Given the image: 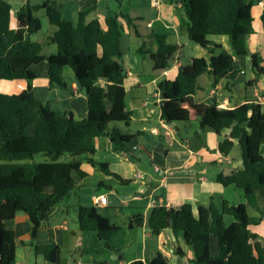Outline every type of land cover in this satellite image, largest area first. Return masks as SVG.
<instances>
[{
    "label": "trees",
    "instance_id": "trees-1",
    "mask_svg": "<svg viewBox=\"0 0 264 264\" xmlns=\"http://www.w3.org/2000/svg\"><path fill=\"white\" fill-rule=\"evenodd\" d=\"M264 0H173L184 8L190 41L204 50L222 49L211 37H227L237 57H249L257 77H264L262 58L251 53L247 40L255 33L253 8ZM95 5L79 13L77 22L64 19L59 8L49 1L33 5L30 0L17 12V29L10 28L11 5L0 0V81H25L27 88L17 95L0 93V264H17V244L14 231L7 223L24 213L32 225V239L37 230L48 223L56 207L78 189L87 174L76 170L81 162L120 181L131 183L110 171L108 164L95 159L96 138L108 139L114 152L130 155L133 136L124 135L112 127L122 123L129 127L131 115L126 110L123 67V25L116 15L109 14L103 21L87 22L95 11ZM45 11L49 23L56 28L50 42L58 52L48 58V80L51 86L66 88L64 68H70L78 88L85 93L88 103L87 117L76 120L72 112L56 113L50 104L35 98L33 83L37 79L34 66L46 61L43 45L32 41L42 30V22L36 16ZM120 18L126 26L135 28L134 20L126 14ZM264 33V11L261 16ZM136 29V28H135ZM139 36V33L136 31ZM156 51L151 55L155 72H164L178 47L168 43V35H154ZM146 47L144 42L139 53ZM242 70L235 58L221 53L209 60L194 58L188 66L180 67L174 80H162L157 90L164 93L161 102L162 120L171 125L188 123L181 116L186 99L201 90L199 80L208 76L212 86L225 81L226 89L234 83ZM258 78L248 82L257 83ZM104 83V86L100 85ZM80 93V92H79ZM200 128L221 133L230 129V139L219 144L218 151L229 155L238 141L243 168L225 177L218 173L217 182L225 187L234 186L244 193L246 203L234 206L223 201L218 207L213 201L201 206L197 216L190 204L179 210L164 205L155 206L147 224L151 235L158 237L171 230L181 236L194 254V264H264V238L251 230L264 221V107L259 103H245L234 109H218L214 106L204 112H196ZM202 145L205 140L196 134ZM43 155L45 161L37 162ZM252 209L257 216H250ZM232 216L234 222L226 227L224 217ZM77 223L82 233H96L104 243L122 231L100 215L94 207L80 206ZM142 217L132 221L128 229L141 227ZM218 240L220 252L212 256L210 240ZM36 256L49 264H60L62 249L56 244L34 246ZM180 251V250H179ZM180 255L183 253L180 251ZM130 264H169L159 253L150 262L135 261Z\"/></svg>",
    "mask_w": 264,
    "mask_h": 264
},
{
    "label": "crops",
    "instance_id": "crops-1",
    "mask_svg": "<svg viewBox=\"0 0 264 264\" xmlns=\"http://www.w3.org/2000/svg\"><path fill=\"white\" fill-rule=\"evenodd\" d=\"M3 1L12 7L10 28L15 30L17 29V12L27 0ZM30 1L33 5H41L46 1L54 3L64 19L71 22H77L80 12L96 4L95 11L87 17V22L96 19L103 21L109 14L116 15L124 28L122 44L126 46L128 52L129 43L134 37L140 39L142 43L136 46L134 53L123 54L122 58L123 67L127 71L126 110L131 115V124L127 127L118 123L112 127L124 135L134 137L129 148L135 160L132 161L126 152H114L111 142L106 138L94 140L95 159L108 164L112 173L131 183L123 185L114 177L92 168L88 163H79L76 170L86 173L87 176L80 181L78 189L56 207L48 223L40 226L35 240L32 239V225L26 214L20 213L14 220L7 223V227L14 231L16 236L17 264H49L41 256H36L34 246H45L52 243L62 249L60 264L150 262L159 253L168 260L169 264H194V254L181 236L176 237L171 230L161 233L158 237L151 235L147 218L154 208L153 203L159 202L175 210L190 204L196 216L199 207H207L212 201L218 207H221L223 201L234 206L246 203L241 190L234 186L225 187L216 179L220 172L228 177L243 168L242 157L233 153L239 145L238 141H234L235 146L229 155L221 154L218 151L219 144L225 139H230L231 130L226 129L218 134L213 130L202 129L195 114L212 109L214 106L218 109H234L245 103H258V100L264 97V90H251L252 94H248L242 90H236L237 87L226 89L225 81L213 87L211 78L203 76L200 78V81L202 79L201 90L186 99L181 110V116L190 121L171 125L162 120V100L157 85L162 80H174L179 68L188 66L192 59L209 60L212 55L218 56L221 53L235 58L242 70L238 80L243 73L241 59L249 62L248 70L254 73L250 59L237 57L228 38L211 37L210 40L222 46V49H214L211 46L209 50H204L196 45L190 46L192 54L185 64V59H182L181 55L185 52L187 44H182L180 40L182 36H187V29L182 23L187 20L183 6L181 4L176 6L173 0H149L154 13L147 22L143 17L144 4L139 1H136L135 6L129 7L127 11H124L122 5L113 6L110 0ZM261 3L264 9V2ZM121 14L129 15L134 20L136 29H129L125 21L120 18ZM139 24H141V30L137 28ZM51 32L54 34L56 28H53ZM162 34L168 35L167 41L175 36L178 50L173 58V64L170 63L166 71L155 72L151 55L156 51L157 44L153 36ZM52 36L48 38L49 42ZM144 42L146 47L143 53H139L138 50ZM248 46L251 53H256L262 58L260 65L264 66V33L262 30L255 31L249 37ZM57 52V46L52 48L48 54L42 51L46 61L32 68L37 76L33 83L35 98L44 104H50L54 111L58 108L56 113L60 115L72 112L76 120H83L88 113L87 97L79 90L73 71L68 67L63 70L64 82L66 83L65 76H68L72 82L70 90H56L49 83L47 61ZM259 82L261 83L262 80H258L257 85ZM100 85L104 86V83L100 82ZM255 85L256 83L252 87ZM26 88L25 81H0L1 94L17 95ZM67 88L68 86L64 89ZM59 106L62 109H59ZM196 134H200L206 146L202 145ZM262 152L264 155V144ZM73 196L74 199L71 200ZM98 197H106L108 203L105 207L96 208L97 212L113 224L122 227V231L108 243L101 241L96 233L94 236L82 233L77 223L78 208L80 206L90 207ZM138 217L144 219L142 226L128 229L129 224ZM227 217L230 216L224 217L225 223H227ZM71 222L74 225H71ZM233 222L232 217V220L227 223L228 227ZM251 230L264 238V221L257 227H251ZM91 236L96 244L95 249L89 247L87 243V239ZM64 248H68L70 259L63 258ZM87 249L94 251V254L87 255L89 254ZM179 250L183 255L179 254ZM210 251L212 256H217L220 252L218 240L214 237L210 240ZM85 256H88V259Z\"/></svg>",
    "mask_w": 264,
    "mask_h": 264
},
{
    "label": "rangeland",
    "instance_id": "rangeland-1",
    "mask_svg": "<svg viewBox=\"0 0 264 264\" xmlns=\"http://www.w3.org/2000/svg\"><path fill=\"white\" fill-rule=\"evenodd\" d=\"M110 1L112 2L111 4L113 6L122 5L124 11H127V9L129 7L135 6V2L139 1V3L144 4L145 11H144V16L143 17H144V21H146V22L149 21L151 15L154 13V10L151 9V7H150L149 0H110ZM260 3L256 2L255 5H254V8H253V17H254L253 28H254L255 31L262 30L261 16L263 14L264 9H263L262 3L261 4ZM36 16L42 22V30L37 35H34L32 37V40L42 44L44 46L43 53L48 54V53H50L52 48L55 47L54 45H51V43L48 41V38L51 35H53L51 31L55 27L52 26L49 23L45 11L37 12ZM137 28H138V30H141V24L137 25ZM225 38H227V37H225ZM168 42L170 44L177 45V40H176L175 36L171 37ZM180 42L182 44H185V45L187 44L186 48H185V52L181 55L182 59H185L184 63L186 64L187 63V59H189L188 57H190L191 54H192L190 46H195L196 44H194L192 41H190L188 36H182ZM141 43H142V41L140 39H137V38L134 37V39L129 43V52L126 49V46L122 44L123 54L134 53V50L136 49V46H138ZM247 43H249V38L247 40ZM52 46H54V47H52ZM196 46H198V45H196ZM175 56H176V54H174L173 58ZM173 58H172V60L170 62L171 64H173ZM147 61H148V59H147ZM240 62H241L240 64H241L242 69H243V73H242V75L239 77V79L235 83L236 87H237L236 90H242L244 93L247 92L248 94H252L253 91H251V90H264V77H257V75L255 73H253L250 70H248V66H249V62L248 61H245V60L241 59ZM145 70H147V69H145ZM70 72H72V71L70 70ZM72 78L75 79L74 77H72ZM256 78H258V80H262V82L261 83L259 82L258 85L256 83L255 87L249 86L247 84L248 82H250L252 80H255ZM65 81H66V84H67L68 88L64 89V88L56 85V86H54L56 88V90H70V86H71V83H72L70 78L68 76H65ZM199 84H202V79H201V81L199 80ZM59 109H62V107L59 106ZM55 110L57 111L58 108H56ZM236 148L233 150V153L240 157L241 156V151H240L239 145ZM36 161L37 162H43V161H45V158L43 157V155H37L36 156ZM73 199H74V196L72 197L71 200H73ZM249 213H250V216H252V217L257 216V214L252 209H250ZM227 218H228L227 223H229V220L231 221L232 217L230 216V217H227ZM227 223H225L226 227H228ZM71 225H74L73 222H71ZM88 234L94 236V233H88ZM87 243H88L89 247H92L93 249H95L94 247H95L96 244H95L94 239H93L92 236H91L90 239H87ZM89 249H87V251L89 253L87 255L94 254V251H91ZM69 257H70V253H69L68 248H64L63 249V258L70 259ZM85 258L88 259V256H85Z\"/></svg>",
    "mask_w": 264,
    "mask_h": 264
},
{
    "label": "built area",
    "instance_id": "built-area-1",
    "mask_svg": "<svg viewBox=\"0 0 264 264\" xmlns=\"http://www.w3.org/2000/svg\"><path fill=\"white\" fill-rule=\"evenodd\" d=\"M155 5H156V2H155ZM258 103L263 105V107H264V97H261L258 100ZM107 203H108V201H107L106 197H98L92 202V205L90 207H94V208L105 207L107 205ZM153 205L155 207V206H158V205H161V204H159V202H154ZM78 264H80V263H78Z\"/></svg>",
    "mask_w": 264,
    "mask_h": 264
},
{
    "label": "water",
    "instance_id": "water-1",
    "mask_svg": "<svg viewBox=\"0 0 264 264\" xmlns=\"http://www.w3.org/2000/svg\"><path fill=\"white\" fill-rule=\"evenodd\" d=\"M249 58V57H248ZM250 59V58H249ZM165 96L164 93H161V100H164Z\"/></svg>",
    "mask_w": 264,
    "mask_h": 264
}]
</instances>
